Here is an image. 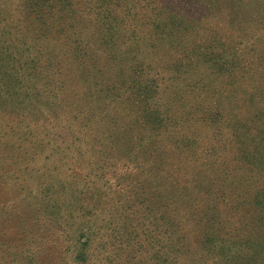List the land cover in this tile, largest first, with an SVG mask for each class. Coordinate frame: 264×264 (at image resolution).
<instances>
[{
    "label": "rangeland",
    "instance_id": "374dc122",
    "mask_svg": "<svg viewBox=\"0 0 264 264\" xmlns=\"http://www.w3.org/2000/svg\"><path fill=\"white\" fill-rule=\"evenodd\" d=\"M72 3L77 10L71 26L81 38L78 52L79 57H88L85 63L77 59L75 47L55 32L36 40L40 35L37 23L26 15L29 0H0V40L10 34V51L28 48L21 58L19 94H31L20 97L21 103H12L6 111L0 109V264H202L196 247L187 256L176 257L172 252V213L167 196L155 195L154 172L122 171L119 165L115 175H108L99 169L103 164L97 151L109 153L105 148L108 136L119 141V146H125L128 139L143 167L157 163L159 150L152 157L147 151L141 153L164 133L146 126V104L131 95L130 65L137 64H143L144 78L157 75V97L166 115L189 113L190 102L201 97L197 111L203 122L199 124L202 137L215 125L217 139L239 140L236 143L247 149V134L235 132L240 128L238 122L231 124L215 115L223 108L228 115L232 113L223 104L229 100L216 88V81L223 87L226 81L216 77L218 71L211 64L186 60L179 41L185 39L190 51L192 41L201 45L215 40L216 52L221 53L217 57L223 51H234L233 46L240 43L239 49L244 48L240 59L252 61L249 73L255 75L259 70L253 93L258 94L257 102L263 101L264 0H138L141 17L152 19V27L160 25L161 30H153L149 40L138 42L137 50L125 44L116 46L118 33L123 29L125 34L121 18L103 20L87 0ZM249 111L246 119L264 130V116L260 122ZM160 112L164 113L163 106ZM185 118L193 124V116ZM249 125L253 133L248 151L264 163V134L257 136L256 125ZM86 130H91L87 138ZM169 140L166 134L157 149ZM257 141L260 149L255 146ZM111 160L118 157L113 154ZM254 163L255 182L262 186L264 168ZM116 176L127 180L122 188ZM193 196L187 191L184 201ZM246 224L247 232L251 227ZM240 226L239 222L234 225L235 229ZM193 227L184 223L183 235L191 239ZM261 257H256L255 264Z\"/></svg>",
    "mask_w": 264,
    "mask_h": 264
},
{
    "label": "trees",
    "instance_id": "16d2710c",
    "mask_svg": "<svg viewBox=\"0 0 264 264\" xmlns=\"http://www.w3.org/2000/svg\"><path fill=\"white\" fill-rule=\"evenodd\" d=\"M137 1L87 0L95 10L100 11L99 15H102L103 20L110 21L112 18H121L125 26V34H122L123 29L118 33L117 40L120 43H116L117 47L120 44H125L130 49L137 50L138 48L135 46H138V42H146L153 30H161L160 25L156 28L152 27V22H150L152 19L141 17ZM76 10L72 0H29L26 15L37 23L40 34L37 41L55 32L59 39L67 43L70 42L75 47L74 51L79 57L78 50L82 48L83 44L71 26V17ZM155 10H157L156 7ZM141 27L145 28L141 31ZM170 32L173 33L171 30ZM6 36V39L0 40V109L4 111L8 106H12V103L20 104V97H31L28 92L19 94L23 76L22 66H20L21 58L28 48L16 47L18 53L10 51L8 46L9 41L11 42L10 34ZM197 36L200 38V35ZM184 41L185 39H181L179 43L183 44L181 50H183L186 60L211 64L213 69L218 71L216 77H223L226 81L225 87L221 86L220 80L216 81V88L221 89V94L229 100L223 104H227L228 110H232V113L228 115L224 108L221 111L218 110L219 113H214L216 117L228 120L231 124L238 122L240 128L235 132L247 134V149H244L246 145L237 144L242 141L234 142L232 138L230 141L217 139L214 132L217 128L215 125L212 126V130L211 127L209 130H205V135L202 137L204 132L199 124L202 125L203 122H199L197 111L201 105V97L190 102L189 113L174 114L173 111L166 115L163 101L157 97V92H159L157 75H152L149 78L148 74L144 78L143 64H137L136 66L130 65L133 73L131 91L134 92L131 95L134 96L133 100L139 99L146 104L143 107V114L147 119L146 126L158 131V134L159 132L164 133L158 142L157 140L150 141L141 153L144 154L147 151L146 154L152 157L159 150L157 163L151 164L148 168L143 167V162L139 160L140 155L137 156L138 154L134 153L135 145L133 143L127 139L125 146H121V144L119 146V141H111L112 137L108 136L105 148L109 153L97 151L103 164V166H99V169L107 171L108 175H115L117 172L115 170H119V165L122 166V171L141 169L154 172L155 195L164 194L167 196L165 200H167L168 208L172 213L170 248L176 257L191 255L193 254L192 248L196 247L194 251L200 250L202 264H255L257 263L256 257L259 255L262 257L258 264H264V182H262V186H257L255 182L257 179L254 175V168H257V165L254 162H259L262 168H264V163L258 155L250 154L248 151L251 144L250 134L253 133H249L248 125L251 123L256 125L257 136L264 134V130L259 129L261 124L258 125L254 120L246 119L252 112L249 110L254 111V117L256 115L260 122L264 116V100L257 102L255 97L257 93H253L255 77L259 70L255 75L249 73L252 61L246 57L240 59L244 53V48L239 49L240 43L233 46L234 51H223V56H219V58L217 55H221V53L216 52L215 40L201 45H198L197 41H192L195 43L194 45L188 44L190 51L197 52V55L187 51V41L186 43ZM77 59H81L85 63L88 57L84 55ZM111 60L115 61V56H112ZM258 66L262 68L260 63ZM246 89H250L252 93L248 94ZM54 96L56 97V95ZM38 97H40L39 91L34 98L37 100ZM2 98L4 99L2 100ZM162 106L164 113L160 112ZM243 106L248 107L249 110L242 109L240 111L239 108ZM236 113H242V115ZM188 115L193 116L192 125H189V121L185 118ZM189 128L193 130V133L185 135L183 129ZM90 131L86 130L83 133L84 137L87 138ZM211 131L212 133L209 134L208 132ZM166 134L170 136L169 142L164 143L165 147L157 149L158 143L164 142ZM255 146L260 149L258 141ZM105 152H107L106 157L103 156ZM113 154L118 157L117 161H109ZM256 156H258V160H255ZM163 173H165L164 176ZM115 180L120 188L127 182L126 179L123 180L122 176H116ZM128 184L131 186L133 181ZM137 188L142 189L140 186ZM141 191V194L144 195V190ZM187 191H189V195L194 196L187 197V201H184L183 197ZM184 205L187 206L184 208ZM238 222L241 226L235 229L234 225ZM184 223L194 225L193 230L195 231L191 239L183 235L181 231ZM244 223L251 227L250 231H244ZM201 233L200 240L198 237L201 236ZM252 234H258V236L253 239L251 238ZM82 245H86V243H82ZM207 260L212 262L208 263ZM175 264L178 263L175 262Z\"/></svg>",
    "mask_w": 264,
    "mask_h": 264
}]
</instances>
